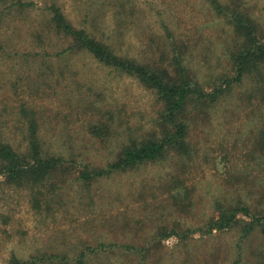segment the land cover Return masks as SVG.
<instances>
[{"label":"rangeland","instance_id":"rangeland-1","mask_svg":"<svg viewBox=\"0 0 264 264\" xmlns=\"http://www.w3.org/2000/svg\"><path fill=\"white\" fill-rule=\"evenodd\" d=\"M6 1L0 0L3 139L24 149L29 117H35L46 147L75 161L55 180V193L32 192L0 178V264L12 253L66 258L41 264H76L81 253L87 254L86 264H237V227L212 234L198 230L184 240L157 234L162 227H204L218 216L217 202L243 199L264 209V94L245 81L213 106L191 109L193 158L84 183L78 178L84 164L105 166L126 136L159 132L153 124L160 103L136 78L86 52L48 56L64 42L46 27V6L57 1L78 26L87 9H100L96 13H106L110 27L123 35L119 52L172 69L168 26L192 77L207 92L232 73L226 56L231 27L206 0H20L32 3L23 8L11 7L19 0ZM245 1L264 24V0ZM93 125H113L119 134L96 137ZM263 242L259 232L244 241L238 264H254Z\"/></svg>","mask_w":264,"mask_h":264},{"label":"trees","instance_id":"trees-1","mask_svg":"<svg viewBox=\"0 0 264 264\" xmlns=\"http://www.w3.org/2000/svg\"><path fill=\"white\" fill-rule=\"evenodd\" d=\"M206 1L216 16L230 26L233 32L226 51L232 73L224 75L222 82L216 84L211 92L204 90L192 77L183 51L168 26L164 25L169 41L168 48L172 53V69L119 52L121 49H117V46L119 48V43H122L119 37L123 35L117 27H110V19L106 13H96V10L100 9H87L83 25L78 26L57 1H52L46 6V27L52 35L55 34L64 42L61 50L48 52V56L86 52L99 63L123 75L136 78L155 94L160 103L158 118L153 124L159 132L154 131L144 137L126 136L120 141L115 158L105 166L84 164L79 180L90 184L95 180L132 171L143 165L165 163L176 157L193 158L195 148L190 140L191 127L188 118L191 109L213 106L232 88L242 85L245 81H249L253 88L264 94V24L260 13L245 0ZM3 2L7 3L6 0ZM31 4L19 0L13 1L11 7L23 8ZM28 121L27 144L24 149H17L3 139L0 124V178L4 177L7 183L27 188L32 192L41 193L42 189L46 188L55 193L58 187L55 180L60 173L67 170L68 163H73L75 159L47 148L41 139L37 119L29 117ZM91 133L104 139L119 134L113 125H93ZM260 149L264 160V140L260 141ZM34 200L39 208L42 207L39 196L35 195ZM217 208L218 216L210 218L204 227H162L157 235L161 239L175 236L184 240L198 230L204 234H212L215 230L223 231L237 227L240 232L238 264L243 259L244 241L255 232H259L264 240V209L255 210L243 199L230 204L217 202ZM123 247L131 249L129 245ZM140 252L145 257V253L141 250ZM54 259L65 261L66 258L58 254H32L29 258H23L12 253L7 264H41ZM86 262L87 254L81 253L76 264ZM254 264H264V242L263 247L255 252Z\"/></svg>","mask_w":264,"mask_h":264}]
</instances>
